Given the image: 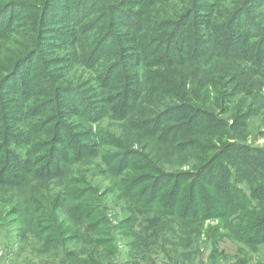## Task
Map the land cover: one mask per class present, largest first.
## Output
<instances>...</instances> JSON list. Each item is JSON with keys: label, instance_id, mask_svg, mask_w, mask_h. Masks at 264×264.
<instances>
[{"label": "trees", "instance_id": "16d2710c", "mask_svg": "<svg viewBox=\"0 0 264 264\" xmlns=\"http://www.w3.org/2000/svg\"><path fill=\"white\" fill-rule=\"evenodd\" d=\"M54 1L43 0L48 11ZM173 1L69 6L67 63L78 61L93 74L88 89L47 73L54 63L45 40L58 31L46 20L39 47L17 55L10 69L0 65V204L12 203L9 214L36 237L66 235L59 210L70 224L94 228L101 196L82 167L100 160L113 190L137 212L179 218L180 233L232 218L264 243V213L255 218L251 210L264 200V150L248 143L245 126L264 107V22L254 13L264 0H179V14L163 13ZM25 3L2 5L0 19ZM18 80L22 90L13 91ZM106 118L128 123L146 144L96 130ZM165 159L178 160L179 172L166 171ZM52 188L59 192L49 195ZM31 190L28 204L21 203ZM23 204L32 211L24 213Z\"/></svg>", "mask_w": 264, "mask_h": 264}, {"label": "rangeland", "instance_id": "374dc122", "mask_svg": "<svg viewBox=\"0 0 264 264\" xmlns=\"http://www.w3.org/2000/svg\"><path fill=\"white\" fill-rule=\"evenodd\" d=\"M9 1L0 0L1 9ZM77 1L55 0L53 8L48 11L47 3L44 6L45 0H26L21 8L13 7L10 12L3 14L0 19L3 30L0 32V65L4 69H10L14 66L17 55L39 47L41 36H37L38 28H42L40 21L44 23L46 20L48 29L58 32L61 30L64 34L55 33L46 38L45 48L44 44L42 46L43 51H50L46 59L54 63L47 68V73L52 75L53 80L66 75L67 79L62 83L88 89V82L93 74L81 67L78 61L67 63L73 48L69 46L63 25L68 22L66 15L69 6L75 5ZM182 9L179 0L169 2L165 8H161L163 13L174 14H179ZM254 13L261 14L264 22V6ZM30 71L31 69L28 73ZM39 71L40 69L35 70L36 73ZM25 74L26 70L23 72ZM2 75L3 71L0 72V78ZM20 80L11 84L14 86L13 91L22 90ZM43 99L45 98L39 100ZM159 100L154 99L155 104L159 105ZM255 115L245 124L248 143L264 150V107ZM99 128L123 137L134 146L146 144L144 140L139 142L134 139L129 124H123V121L115 122L106 118L97 124L96 130ZM148 151L161 160L154 145L150 144ZM98 163L100 160L82 167L86 169L91 185L97 187L101 196L99 210L103 215L94 224V228L91 230L70 224L71 217L59 210L61 219L66 220V235L59 240L49 231L43 237H36L25 225L17 222L18 215L9 214L14 210L12 203L0 204V212L3 213L2 219L0 218V264H264V243H256L255 236H248L246 230L242 232L232 218L226 221L207 220L202 227L197 228L199 232L189 230L180 233L177 221L179 218L165 216L158 219L152 210L142 213L134 210L127 200L120 198L118 191L113 190L111 178L98 168ZM161 163L166 171L179 172L178 160L165 159ZM181 168L187 169L184 166ZM240 188L245 190L248 200L253 201L248 186L242 184ZM58 192L59 190L52 188L48 194L52 196ZM32 193V190L27 191L20 202L28 204L27 200ZM25 204L22 211L31 212ZM251 206L255 218L264 213V200L253 201ZM261 235L258 237L262 238Z\"/></svg>", "mask_w": 264, "mask_h": 264}]
</instances>
